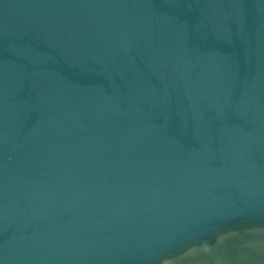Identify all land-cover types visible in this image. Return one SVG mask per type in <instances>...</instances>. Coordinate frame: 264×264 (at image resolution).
Returning <instances> with one entry per match:
<instances>
[{"label": "water", "instance_id": "obj_1", "mask_svg": "<svg viewBox=\"0 0 264 264\" xmlns=\"http://www.w3.org/2000/svg\"><path fill=\"white\" fill-rule=\"evenodd\" d=\"M0 264H264V0H0Z\"/></svg>", "mask_w": 264, "mask_h": 264}]
</instances>
